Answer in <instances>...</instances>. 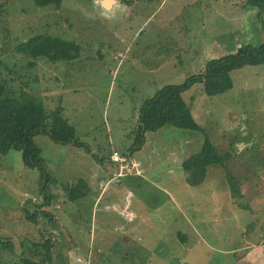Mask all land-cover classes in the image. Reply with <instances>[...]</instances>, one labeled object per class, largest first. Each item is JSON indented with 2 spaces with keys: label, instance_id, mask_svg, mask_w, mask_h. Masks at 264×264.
<instances>
[{
  "label": "rangeland",
  "instance_id": "1",
  "mask_svg": "<svg viewBox=\"0 0 264 264\" xmlns=\"http://www.w3.org/2000/svg\"><path fill=\"white\" fill-rule=\"evenodd\" d=\"M126 2L62 0L56 8L0 0V80L47 110L59 108L83 144L35 135L45 180L20 151L0 153V241L13 246L0 248V264L39 261L29 247L42 234L53 243L46 264H232L237 256L226 253L239 243L264 242V63L232 72L225 93L208 96L200 83L184 92L195 120L227 155L224 165L186 170L204 135L169 125L146 132L131 151L141 175H114L120 170L109 161L110 150L136 142L138 109L159 88L264 42V13L247 0ZM43 33L74 41L78 56L53 62L17 51ZM80 179L86 196L70 200L66 190ZM46 195L48 205L40 206ZM123 202L136 213L126 231ZM35 210L51 216L29 222L25 212ZM237 261L258 264L252 254Z\"/></svg>",
  "mask_w": 264,
  "mask_h": 264
},
{
  "label": "trees",
  "instance_id": "2",
  "mask_svg": "<svg viewBox=\"0 0 264 264\" xmlns=\"http://www.w3.org/2000/svg\"><path fill=\"white\" fill-rule=\"evenodd\" d=\"M61 1L33 0L38 7L53 5L56 8L60 7ZM126 1L129 3V0ZM247 3L255 7L259 13H264V0H247ZM17 51L32 58L45 57L50 61L57 62L75 59L80 48L74 41L43 33L36 34L21 42L17 46ZM262 63H264V42L258 45L244 44L236 48L234 52L209 60L200 73L186 78L182 83L162 86L155 94L147 98L138 109L136 142L125 150L130 154L116 149L110 150V153L118 151L123 155L129 154L131 157V151L134 148L135 150L140 149L146 132H154L165 125H169L199 131L204 135L201 150L185 159L183 165L186 170L197 171L207 169L213 164L224 165L227 155L219 154L203 127L195 120L191 106L184 97V92L193 84L200 83L204 94L208 96L225 93L233 87L232 72L247 65L255 66ZM38 134L48 135L56 143L83 145L76 139L73 126L62 115L59 108L47 110L35 95L9 91L6 83L0 80V153L6 154L10 150L20 151L23 163L29 168L38 169L41 172L40 180H45L47 174L44 170L41 149L33 141V137ZM132 172L133 174L130 175H141L135 170ZM40 183L42 184L43 181ZM66 191L70 200H78L86 196L88 186L80 179ZM49 197L51 196L46 195L40 206H47ZM39 214L44 217L51 216L45 210L25 212L26 219L36 224L40 219ZM41 236L43 237L42 243H33L29 247L31 251L35 252L33 254H37L41 259L36 261L22 257L19 262L13 264H46L45 262H51L52 238L43 234ZM0 248L13 250L10 240L0 241ZM241 253V251L235 250L227 252L226 255L237 256L232 263L234 264L241 257Z\"/></svg>",
  "mask_w": 264,
  "mask_h": 264
},
{
  "label": "crops",
  "instance_id": "3",
  "mask_svg": "<svg viewBox=\"0 0 264 264\" xmlns=\"http://www.w3.org/2000/svg\"><path fill=\"white\" fill-rule=\"evenodd\" d=\"M238 186V185H237ZM241 187H244V185H242ZM125 188H127L125 186ZM170 201H172L174 207L177 209V211L179 212V215L182 216V212L181 210L179 209L177 203H175L172 199H169ZM245 203V202H244ZM116 204L115 203V208H116ZM124 204V207H126L125 211H120L118 210V212L120 213V215L124 216L123 218H127L124 222H123V230L125 229V231L128 229V228H131L133 226V222L134 221H131V219L135 218L136 217V213H134L128 204H126L125 202H123ZM119 204H117L118 206ZM123 232V231H122ZM122 232H118L119 236L122 234ZM240 247H237L232 249V251H241L242 253L248 255V254H252V256L254 255L255 259L257 260L258 264H261V262L264 264V242H259V243H239ZM230 251V252H232ZM252 262L254 261L253 258L250 259ZM240 263V261H237V263ZM247 264V263H246ZM252 264V263H251ZM255 264V263H253Z\"/></svg>",
  "mask_w": 264,
  "mask_h": 264
},
{
  "label": "built area",
  "instance_id": "4",
  "mask_svg": "<svg viewBox=\"0 0 264 264\" xmlns=\"http://www.w3.org/2000/svg\"><path fill=\"white\" fill-rule=\"evenodd\" d=\"M117 56H121V54L118 53ZM109 161L113 163V165H116L119 168L120 172L118 174L113 173L114 175L117 176L129 174L136 167L135 161L131 159V157L124 156L118 151H112L110 153Z\"/></svg>",
  "mask_w": 264,
  "mask_h": 264
}]
</instances>
